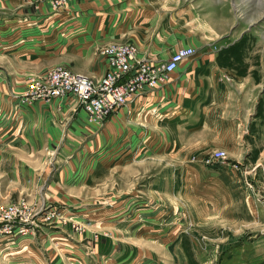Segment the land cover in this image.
Returning a JSON list of instances; mask_svg holds the SVG:
<instances>
[{
  "label": "crops",
  "instance_id": "obj_1",
  "mask_svg": "<svg viewBox=\"0 0 264 264\" xmlns=\"http://www.w3.org/2000/svg\"><path fill=\"white\" fill-rule=\"evenodd\" d=\"M46 4L40 3L42 13L30 18L28 33L21 23V3L0 0V52L5 56L0 64L2 195L31 196L36 183L32 157L37 152L43 157L45 149H58V154L67 148L78 149L56 173H69L68 178L61 180V175H54L47 185V197H65L73 188H82L84 193L77 190L76 195H85L87 182L100 178V169L93 171V177L85 175V153L86 146L102 142L105 131L84 120L77 100L63 97L28 102L22 93L28 79L55 65L99 78L106 65L101 57H95V48L108 43L133 44L137 53L158 62L179 47L194 50L156 88L142 91L109 114L111 145L118 151L117 142L124 141L118 152L132 156L126 164L168 155L171 164L186 165L187 157L181 151L187 150L185 156L199 157L191 163L192 169L198 170L201 156L209 150L232 153L245 145L247 118L257 101L258 83L216 61L218 47L230 35L232 21L237 18L230 0H66L57 16L47 13ZM6 47H10L8 51ZM56 55L60 61L54 63ZM81 59L84 64H76ZM95 163L88 160V165ZM42 231L44 235H25L13 243L6 236L1 238L0 247L14 250H1L0 264L56 261V255L48 250L45 254L37 251V242L45 249L52 239L51 233Z\"/></svg>",
  "mask_w": 264,
  "mask_h": 264
},
{
  "label": "rangeland",
  "instance_id": "obj_2",
  "mask_svg": "<svg viewBox=\"0 0 264 264\" xmlns=\"http://www.w3.org/2000/svg\"><path fill=\"white\" fill-rule=\"evenodd\" d=\"M18 1L22 27L29 33L26 30L30 18L36 12L42 13L40 3H47V13L57 16L66 0ZM230 3L237 18L232 21L230 35L218 47L216 61L226 64L236 75L252 77L259 86L255 107L247 118L245 145L232 153L221 149L225 152L223 160L205 164V157L215 149L209 150L201 156L198 170L192 169L191 163L199 157L185 156L187 150L181 151L187 157L186 165L171 164L168 155L160 160L149 156L145 161L126 164L131 154L118 152L124 141L117 142L118 151L111 145V112L100 124L88 122L84 116L87 123L106 132L102 142L86 146L85 153V175L93 177V171L100 169V178L87 182L85 195H76L77 190L84 193L81 187L68 190L63 185L70 195L47 197L49 181L66 167L78 149L67 148L60 154L58 149H45L43 157L37 152L32 157L36 183L30 194L35 195L4 196L0 191L1 204L18 205L11 222H0V239L6 236L13 243L25 235L36 237L45 229L51 233L50 245L44 249L37 242V251L45 254L48 250L56 255V261L50 258L45 264L59 260L60 264H264V0ZM99 47L95 48V57L99 56ZM6 48L8 51L10 47ZM138 55L148 57L140 52ZM3 56L0 52V64L5 61ZM57 57L54 63L60 61ZM84 62L81 59L76 64ZM26 97L25 89L22 98L34 101ZM88 160L95 161V165H88ZM3 167L0 163V180L4 178ZM68 175L62 173L56 178L60 176L62 180ZM20 222L28 228L25 233L14 228L22 226ZM4 226L10 228L5 230ZM5 248L2 245L0 251L14 250Z\"/></svg>",
  "mask_w": 264,
  "mask_h": 264
},
{
  "label": "built area",
  "instance_id": "obj_3",
  "mask_svg": "<svg viewBox=\"0 0 264 264\" xmlns=\"http://www.w3.org/2000/svg\"><path fill=\"white\" fill-rule=\"evenodd\" d=\"M194 53L192 47H179L162 61L139 56L130 43L105 44L98 48L106 68L98 79L70 71L57 65L42 77L32 78L26 88L30 100H50L65 96L76 99L84 111L86 121L100 124L113 110L123 106L133 96L144 90L156 88L166 75ZM225 158L221 149L212 150L204 159L205 164L220 162ZM18 205L0 203V222H11ZM17 226V232L25 233V223ZM19 224V225H20ZM9 226V225H7ZM4 226L7 230L10 227Z\"/></svg>",
  "mask_w": 264,
  "mask_h": 264
}]
</instances>
